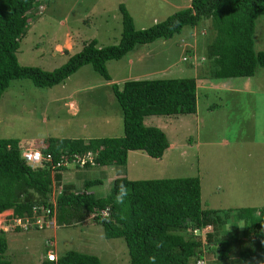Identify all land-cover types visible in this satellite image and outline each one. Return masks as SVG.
Masks as SVG:
<instances>
[{"label": "rangeland", "instance_id": "rangeland-1", "mask_svg": "<svg viewBox=\"0 0 264 264\" xmlns=\"http://www.w3.org/2000/svg\"><path fill=\"white\" fill-rule=\"evenodd\" d=\"M119 3L130 15L133 27L139 29L162 20L185 6L187 0H40L28 10L30 17L15 51L17 63L50 70L91 38L96 46L116 43ZM201 26V22L183 26L169 38L135 44L120 58L105 61L109 81L89 64L48 87H37L27 78L11 80L0 94V137H16L17 146L26 150L42 147L46 137L117 136L120 110L109 83L194 77V112L144 117L143 124L160 128L169 144L155 159L131 151L125 175L129 179L197 176L201 204L229 210L224 228H239L241 222H233L234 211L258 208L263 201L264 67L245 77H207L206 62L201 63L193 50L195 39L204 43L208 37L206 26ZM252 40L253 50H264V15L255 19ZM114 167L92 166L79 172L85 179L101 177L100 184L87 189L102 196L115 171L122 172ZM73 170L68 166L61 181L79 187L80 179ZM9 215V209L0 212V229L5 231L3 255L11 264H37L47 249L54 256L73 249L95 255L99 264H128L122 240L103 238L100 225L90 217L72 226L50 222L46 229L15 232L5 225ZM232 252L234 255V248ZM245 262L235 264L257 263L253 259Z\"/></svg>", "mask_w": 264, "mask_h": 264}, {"label": "trees", "instance_id": "trees-1", "mask_svg": "<svg viewBox=\"0 0 264 264\" xmlns=\"http://www.w3.org/2000/svg\"><path fill=\"white\" fill-rule=\"evenodd\" d=\"M39 1L0 0V94L13 79L27 78L37 87L51 86L83 64L109 81L105 61L120 58L135 44L169 38L183 26L199 22L209 34L204 43L195 39L193 50L201 63L206 62L207 77H245L264 67V50H253L252 40L255 19L264 15V0H187L185 6L162 20L139 29L133 27L130 15L119 3L116 43L96 46L91 38L50 70L20 65L15 51L30 17L28 10ZM109 90L120 110V135L46 137L38 150L48 153L50 161L32 165L21 158L16 137H0V212L9 209L11 216L32 220L31 208L42 206L46 209L44 219L52 218L54 226H72L90 217L100 225L103 238L122 240L128 264H150L148 257L152 255L156 256L155 264H235L264 259V178L260 207L237 208L233 222L240 221L241 226L225 229L229 210L201 204L197 176L129 179L125 175L129 152L140 151L155 159L169 144L160 128L143 124L144 117L194 112V77L125 79L119 84L109 83ZM75 156L82 157L83 162L74 161ZM107 165L122 172L115 171L107 193L96 196L87 188L100 184L101 177L85 179L79 171ZM68 166L80 179L79 187L61 181ZM120 183L130 190L125 204L115 203V186ZM103 210L111 223L102 222ZM28 229L10 228L15 232ZM4 232L0 229V264H11L4 257ZM158 243L162 245L159 248ZM54 257L49 260L43 255L37 264H99L95 255L73 249Z\"/></svg>", "mask_w": 264, "mask_h": 264}, {"label": "built area", "instance_id": "built-area-1", "mask_svg": "<svg viewBox=\"0 0 264 264\" xmlns=\"http://www.w3.org/2000/svg\"><path fill=\"white\" fill-rule=\"evenodd\" d=\"M182 59H184V57H182ZM20 156L24 162L30 165L37 164L40 162V160H45L48 162L50 161V156L48 153L42 154L38 149H34V148H29L26 150H22L20 148ZM86 159L88 161L91 160V156L89 153L87 154ZM74 161L81 164L83 162V158L80 156H75ZM31 209H32V215H33L32 220H28V217L26 216L21 219L19 217H14V216L9 215L8 218L5 219L6 221L5 225L9 228L13 226H19L22 229L27 228V227L29 229L33 227H36L37 229H39V228H43V225L47 227L48 224H50V222L51 223L53 222L52 218L44 219L46 216V209L43 208L42 206H33ZM36 210H38V212H36ZM102 213H105V211L103 210ZM50 257H53L52 250L47 249L45 251V258L50 260ZM196 264H201V262L197 261Z\"/></svg>", "mask_w": 264, "mask_h": 264}, {"label": "clouds", "instance_id": "clouds-1", "mask_svg": "<svg viewBox=\"0 0 264 264\" xmlns=\"http://www.w3.org/2000/svg\"><path fill=\"white\" fill-rule=\"evenodd\" d=\"M92 164L93 163H91L90 165H92ZM115 187H116L115 203L116 204H125L126 198L129 197V195H130L129 188L124 183H120V184L116 185ZM124 218H125L124 216H121V219H124ZM102 222L111 223V218L108 215V213L104 214V216L102 217ZM161 246L162 245L159 243L156 244L157 248H159ZM261 256L264 257V253H261ZM50 259H56V257L53 256V257H50ZM148 259H149L150 264H155V262H156V256L155 255L149 256ZM257 264H264V259L258 260Z\"/></svg>", "mask_w": 264, "mask_h": 264}, {"label": "crops", "instance_id": "crops-1", "mask_svg": "<svg viewBox=\"0 0 264 264\" xmlns=\"http://www.w3.org/2000/svg\"><path fill=\"white\" fill-rule=\"evenodd\" d=\"M196 70H197V69H196ZM170 146H171V145H170ZM129 154H130V152H129ZM129 154H128V155H129Z\"/></svg>", "mask_w": 264, "mask_h": 264}]
</instances>
